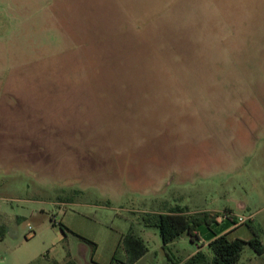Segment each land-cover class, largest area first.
I'll return each mask as SVG.
<instances>
[{
    "label": "rangeland",
    "instance_id": "rangeland-1",
    "mask_svg": "<svg viewBox=\"0 0 264 264\" xmlns=\"http://www.w3.org/2000/svg\"><path fill=\"white\" fill-rule=\"evenodd\" d=\"M172 208L264 244V0H0V264H182Z\"/></svg>",
    "mask_w": 264,
    "mask_h": 264
},
{
    "label": "trees",
    "instance_id": "trees-1",
    "mask_svg": "<svg viewBox=\"0 0 264 264\" xmlns=\"http://www.w3.org/2000/svg\"><path fill=\"white\" fill-rule=\"evenodd\" d=\"M225 211L230 214L225 221L220 223L217 221L219 215L217 211H190L182 208H172L167 211L148 214L145 218V224L159 229L164 245L173 243L184 234H188L191 240L194 241L193 238H199V232H208L209 242L207 247L198 249L188 259L182 261V264H237L244 247L248 243L257 254L263 255L264 244L261 235L253 227L250 226L253 236L248 240L230 236L240 224L247 223V221L238 223L237 216L233 215L231 210ZM230 225H235V227L224 232ZM59 227L64 237H66L69 229L63 224H60ZM4 230V225L0 223L1 238L4 236ZM79 237L93 246V252L96 250V242L82 235H79ZM125 242L130 261L136 263L144 254L140 240L132 239L131 241L126 239ZM68 257L64 262L51 259L50 264H77L75 260L70 258V252Z\"/></svg>",
    "mask_w": 264,
    "mask_h": 264
},
{
    "label": "crops",
    "instance_id": "crops-1",
    "mask_svg": "<svg viewBox=\"0 0 264 264\" xmlns=\"http://www.w3.org/2000/svg\"><path fill=\"white\" fill-rule=\"evenodd\" d=\"M235 227V225H230L229 227H227L225 230H224V232L225 231H229V230H231V229H233ZM63 234V233H62ZM199 234V238H193V240L194 241H192V243L193 244H195L196 245V249H194L193 251H192V253H190L184 260H186V259H188L191 255H193L198 249H200V248H206L207 247V244H208V242H209V239H208V237H207V235H208V232H199L198 233ZM64 235V234H63ZM191 238V237H190ZM201 242V243H200ZM183 260V261H184ZM93 264H102V263H100V261H97V262H93Z\"/></svg>",
    "mask_w": 264,
    "mask_h": 264
},
{
    "label": "built area",
    "instance_id": "built-area-1",
    "mask_svg": "<svg viewBox=\"0 0 264 264\" xmlns=\"http://www.w3.org/2000/svg\"><path fill=\"white\" fill-rule=\"evenodd\" d=\"M229 214L230 213L227 212V211H224L222 213H219V215L217 217V221L220 222V223L223 222V221H225L228 218ZM245 220H246V218L239 217L238 223H243V222H245Z\"/></svg>",
    "mask_w": 264,
    "mask_h": 264
}]
</instances>
